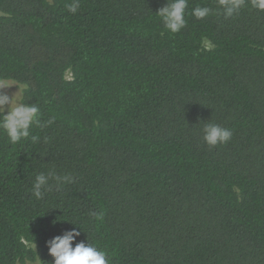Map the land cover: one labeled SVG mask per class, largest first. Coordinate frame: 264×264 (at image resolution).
<instances>
[{"label": "trees", "instance_id": "trees-1", "mask_svg": "<svg viewBox=\"0 0 264 264\" xmlns=\"http://www.w3.org/2000/svg\"><path fill=\"white\" fill-rule=\"evenodd\" d=\"M70 3L0 0V77L56 118L37 144L0 131V264H52L74 227L109 264H264V11L188 0L170 34L166 0ZM204 123L232 138L208 147ZM53 167L75 182L35 200Z\"/></svg>", "mask_w": 264, "mask_h": 264}, {"label": "clouds", "instance_id": "clouds-1", "mask_svg": "<svg viewBox=\"0 0 264 264\" xmlns=\"http://www.w3.org/2000/svg\"><path fill=\"white\" fill-rule=\"evenodd\" d=\"M217 3L216 9L197 6L192 10L191 15L197 20H203L213 14L228 19L239 14L245 7L246 0H217ZM252 7L264 11V0H252ZM187 8L188 0H166L165 5L155 14L159 16L164 30L170 34H177L186 26ZM79 9L80 0H72V3L67 5L70 14H77ZM12 88L16 90L9 95L7 90ZM29 90L26 82L11 77H0V131L13 145L24 141H30L32 144L41 143V137L33 134V128L43 130L55 123V116L47 120L42 119L38 103H28L31 100L26 98ZM201 134L203 142L210 148L227 144L233 135L229 128L215 123H204ZM50 139L45 136L42 142L47 144ZM75 179L71 173L58 174L54 167L46 172L39 171L35 174L32 183V197L37 201L43 200L46 193L53 190L61 192L65 186L74 183ZM81 232L80 228L74 227L71 231L47 241L46 246L52 264H109L106 251L98 249L88 240L77 242ZM37 260L39 261L38 258Z\"/></svg>", "mask_w": 264, "mask_h": 264}, {"label": "rangeland", "instance_id": "rangeland-1", "mask_svg": "<svg viewBox=\"0 0 264 264\" xmlns=\"http://www.w3.org/2000/svg\"><path fill=\"white\" fill-rule=\"evenodd\" d=\"M15 88H12V89H9L7 90L8 94L11 95L12 93L15 92ZM25 264H38V262H28V263H25Z\"/></svg>", "mask_w": 264, "mask_h": 264}]
</instances>
